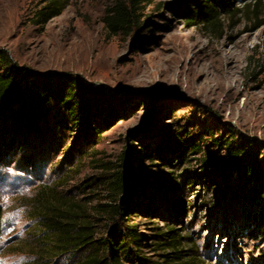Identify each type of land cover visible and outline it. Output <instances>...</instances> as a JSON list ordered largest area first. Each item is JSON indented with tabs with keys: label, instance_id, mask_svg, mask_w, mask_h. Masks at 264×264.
<instances>
[{
	"label": "rangeland",
	"instance_id": "374dc122",
	"mask_svg": "<svg viewBox=\"0 0 264 264\" xmlns=\"http://www.w3.org/2000/svg\"><path fill=\"white\" fill-rule=\"evenodd\" d=\"M114 1L0 0L1 50L18 65L78 78L111 98L120 115L105 126L113 118L101 105L93 118L102 133L87 138L56 118L47 123L50 135L26 138L0 121V264H71V256L51 259L41 249V215L65 199L89 208L106 204L99 165L107 161L124 162L134 174L173 172L179 183L166 196L152 192L149 210L148 190L131 198L140 209L129 224L148 236L141 249L147 262L156 258L152 226L169 220L180 236L193 239L185 246L200 264H264L261 206L236 195L235 173L227 180L212 169L214 183L203 185L205 179L192 175L199 155L188 150L184 161L179 157L227 126L236 139L255 141L264 163V15L253 14L250 1L233 0L241 11L223 17V29L213 32L184 22V0H152L142 10L149 24L113 34L104 16ZM53 7L57 14L46 15ZM155 148L156 158L148 159L146 149ZM187 177L192 187L183 183ZM179 199L185 213L181 202L173 208ZM125 224L103 219L98 237L122 232ZM125 264L146 263L130 258Z\"/></svg>",
	"mask_w": 264,
	"mask_h": 264
},
{
	"label": "trees",
	"instance_id": "16d2710c",
	"mask_svg": "<svg viewBox=\"0 0 264 264\" xmlns=\"http://www.w3.org/2000/svg\"><path fill=\"white\" fill-rule=\"evenodd\" d=\"M151 1L115 0L106 10V27L113 34L130 35L142 24L150 23L149 20H142V10L145 3ZM245 1H250V11L258 18L264 15V0ZM161 5L158 4V7ZM54 10L55 7L48 10L46 15L57 14ZM240 11L233 0H184L182 3L185 23L213 32L223 29V17L235 16ZM105 103L107 116L113 118L105 126L111 127L116 118L120 117L111 98L72 75L38 72L18 65L6 51L0 49V121L10 125L15 135L24 138L30 135H50L52 129L47 123L55 118L57 125H70L86 138L92 132L102 133L100 127L94 126L93 116ZM223 130L225 133L217 135L216 138H212V134V140L208 143L200 138L203 146L190 144L179 157L184 161L188 157V150L199 155V169L192 175L198 180L205 179L203 185L210 186L214 181L210 175L214 173L212 169H220L219 177L227 180L235 173L234 181L240 180V185L235 189L236 195L243 201L255 202L261 206L259 218L264 219V163L260 161V149L253 140L236 139L233 128L224 126ZM210 145L217 150L211 151ZM146 150L148 152L145 156L152 160L159 153L157 148ZM161 161L169 168L175 166L169 157H162ZM155 166L159 167L161 164ZM99 171L107 198L106 204L89 208L65 199L60 204L48 207L41 215V223L38 225L43 230L39 235V245L46 256L52 259L69 255L72 257L71 264H125L130 258L146 264H200L195 250L185 246V241L192 245L193 239L180 236L181 229L169 220H165L161 226H152L150 243L156 258L147 262L141 249L148 236L137 232L134 225L129 224L134 211L140 209L138 205H131V198L134 195L144 196L148 190L147 210L151 209L152 192L166 196L168 192L165 189L168 191L169 185L179 184L173 172L162 173L161 176L134 174L124 162L115 167L110 161L100 164ZM188 180V177L184 178L183 183L192 187ZM178 202H181V210L186 211L187 205L182 199L175 200L173 208H176ZM2 216L0 205V233ZM103 219L109 222L125 221L126 228L114 234L109 232L106 238L98 237L97 229Z\"/></svg>",
	"mask_w": 264,
	"mask_h": 264
}]
</instances>
